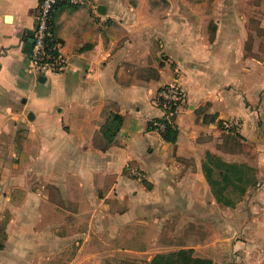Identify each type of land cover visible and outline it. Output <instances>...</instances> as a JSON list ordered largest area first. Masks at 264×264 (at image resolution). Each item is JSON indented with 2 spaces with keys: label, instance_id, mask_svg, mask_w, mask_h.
Instances as JSON below:
<instances>
[{
  "label": "crops",
  "instance_id": "1",
  "mask_svg": "<svg viewBox=\"0 0 264 264\" xmlns=\"http://www.w3.org/2000/svg\"><path fill=\"white\" fill-rule=\"evenodd\" d=\"M38 1L0 0V264H264V0L58 3L66 65L44 76L24 49Z\"/></svg>",
  "mask_w": 264,
  "mask_h": 264
},
{
  "label": "built area",
  "instance_id": "2",
  "mask_svg": "<svg viewBox=\"0 0 264 264\" xmlns=\"http://www.w3.org/2000/svg\"><path fill=\"white\" fill-rule=\"evenodd\" d=\"M86 0H39L35 9L34 26L31 31V49L28 53L30 70L37 76H44L49 72L60 73L65 69L66 59L61 54L62 43L53 34L52 14L58 3L81 5ZM184 91L177 83L165 84L157 91V104L165 116H171L177 106L184 100ZM237 120L223 123V128L237 126ZM165 120H154L151 128L158 132L165 129ZM134 177H140L134 169H130Z\"/></svg>",
  "mask_w": 264,
  "mask_h": 264
},
{
  "label": "trees",
  "instance_id": "3",
  "mask_svg": "<svg viewBox=\"0 0 264 264\" xmlns=\"http://www.w3.org/2000/svg\"><path fill=\"white\" fill-rule=\"evenodd\" d=\"M121 121L122 117L119 114H110L109 118L101 128L107 142L111 143L113 141L115 133L121 125ZM165 122V129L161 132L162 137L165 141L173 144L176 141L177 129L166 120ZM151 264H211V262L207 259L191 257L186 251L180 250L168 255H155L151 260Z\"/></svg>",
  "mask_w": 264,
  "mask_h": 264
},
{
  "label": "water",
  "instance_id": "4",
  "mask_svg": "<svg viewBox=\"0 0 264 264\" xmlns=\"http://www.w3.org/2000/svg\"><path fill=\"white\" fill-rule=\"evenodd\" d=\"M31 42H32V38L30 36L29 39L27 40L26 44H25V47H24L25 51L28 53L30 52V49H31Z\"/></svg>",
  "mask_w": 264,
  "mask_h": 264
},
{
  "label": "rangeland",
  "instance_id": "5",
  "mask_svg": "<svg viewBox=\"0 0 264 264\" xmlns=\"http://www.w3.org/2000/svg\"><path fill=\"white\" fill-rule=\"evenodd\" d=\"M134 264H137V263H134ZM139 264V263H138Z\"/></svg>",
  "mask_w": 264,
  "mask_h": 264
}]
</instances>
